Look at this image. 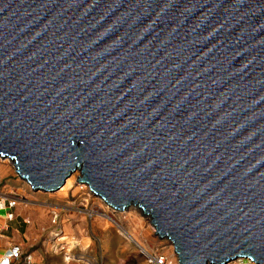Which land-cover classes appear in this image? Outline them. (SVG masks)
Masks as SVG:
<instances>
[{
    "label": "water",
    "instance_id": "1",
    "mask_svg": "<svg viewBox=\"0 0 264 264\" xmlns=\"http://www.w3.org/2000/svg\"><path fill=\"white\" fill-rule=\"evenodd\" d=\"M0 158L178 264H264V0H0Z\"/></svg>",
    "mask_w": 264,
    "mask_h": 264
},
{
    "label": "rangeland",
    "instance_id": "2",
    "mask_svg": "<svg viewBox=\"0 0 264 264\" xmlns=\"http://www.w3.org/2000/svg\"><path fill=\"white\" fill-rule=\"evenodd\" d=\"M0 168V193H15L22 198L19 205L39 210L45 218L42 230L30 238V245L22 251L29 257L28 264H138L141 250L149 252L154 248L160 249L164 257L170 256L174 263L171 247L151 236L150 221L130 225L126 216H116L110 208L100 209L98 197L88 196L85 190L76 194L72 190L65 196L33 192L18 179L12 165L0 162ZM104 217L113 224H104ZM63 237L67 239L60 241ZM136 244L141 245V250Z\"/></svg>",
    "mask_w": 264,
    "mask_h": 264
},
{
    "label": "crops",
    "instance_id": "3",
    "mask_svg": "<svg viewBox=\"0 0 264 264\" xmlns=\"http://www.w3.org/2000/svg\"><path fill=\"white\" fill-rule=\"evenodd\" d=\"M7 214H11V218H7ZM41 214L39 210L19 204L0 211V257L14 246L22 252L30 245V238L43 228L45 218Z\"/></svg>",
    "mask_w": 264,
    "mask_h": 264
},
{
    "label": "bare ground",
    "instance_id": "4",
    "mask_svg": "<svg viewBox=\"0 0 264 264\" xmlns=\"http://www.w3.org/2000/svg\"><path fill=\"white\" fill-rule=\"evenodd\" d=\"M0 162L1 163H3V164H5V165H11V162L8 160V159H2V158H0ZM1 171H3V169L2 168H0V172ZM15 173V172H14ZM16 174V173H15ZM78 175H79V173L76 171V172H73V174H71L65 181H64V183H63V185L58 189V190H56V191H54L55 193H57L56 195L57 196H65L66 194H67V192H69V191H72V190H74L73 191V194H76V193H80L81 192V190H85L86 191V193H88L89 195L88 196H94L89 190H88V188H87V186L86 185H83V184H79V185H77L78 183L76 182V178L78 177ZM1 179V178H0ZM19 179V178H18ZM24 185H26L27 183L24 181V180H21V179H19ZM18 180V181H19ZM28 185V184H27ZM82 185V186H81ZM28 187L30 188V186L28 185ZM30 190H31V188H30ZM39 192V191H38ZM96 197V196H95ZM98 205H99V207H100V209H103V210H105V208L106 209H109L110 207H105L106 205H104V203L101 201V199L100 198H98ZM2 210V209H1ZM4 210V209H3ZM2 210V211H3ZM110 210H111V212L113 213V214H115L116 216H121V215H124V216H126L127 217V221L129 222L128 224H132V225H134V226H138V221L139 220H144V221H147V222H149L150 220H151V218H150V216H148V215H144V214H142V211L139 209V208H137V207H135V206H132V205H129L128 207H126V208H124L123 209V211L122 212H119V211H114V210H112L111 208H110ZM90 213L92 214L93 213V211H90ZM136 214H138L137 216H138V218L137 217H135V215ZM100 216V215H99ZM140 216V217H139ZM105 218V217H104ZM102 219L103 221H104V224H113V222L110 220V219H107V218H105V219ZM149 225H150V229H151V236L157 241V242H160V244H162V243H164L166 246L167 245H169L171 248V251H172V257L174 258V260H173V262L174 263H172V262H170V259H169V257L168 256H166V258H165V261H166V264H178V258H177V255L174 253V250H173V247H172V244H171V242L167 239V238H161V237H159L157 234H156V231H155V229H154V227L150 224V222H149ZM137 230V229H136ZM65 239H67V237H63L62 239H60V241L62 240H65ZM160 239V240H159ZM69 240V239H68ZM136 246L137 247H141V245H137L136 244ZM169 249V250H170ZM140 250H141V248H140ZM145 251V250H144ZM145 252H147V251H145ZM150 252H156V253H158V252H160V249H156V248H154V249H152L151 251H149V252H147V253H150ZM162 256L164 255V253H162L161 254ZM171 257V258H172ZM237 260H241V261H237ZM247 261H249V260H247V259H234V260H232V261H228L227 262V264H234V263H243V262H247ZM248 264H255V263H253L252 261H249V262H247ZM226 264V263H225Z\"/></svg>",
    "mask_w": 264,
    "mask_h": 264
},
{
    "label": "built area",
    "instance_id": "5",
    "mask_svg": "<svg viewBox=\"0 0 264 264\" xmlns=\"http://www.w3.org/2000/svg\"><path fill=\"white\" fill-rule=\"evenodd\" d=\"M21 201L22 198L20 196L18 197L15 193L11 191L7 192L6 194L0 193V211H2L3 209L4 210L11 209L17 204H20ZM6 217L11 218V214H7ZM55 219L56 216H53L52 222H54ZM0 237H1V230H0ZM161 254L162 253L160 252L147 253L144 250H141L142 256H140L138 264H166L165 261L166 257H164V255L162 256ZM28 263H29V257L23 256L21 250L17 246L12 247L9 251L4 253L0 257V264H28Z\"/></svg>",
    "mask_w": 264,
    "mask_h": 264
}]
</instances>
